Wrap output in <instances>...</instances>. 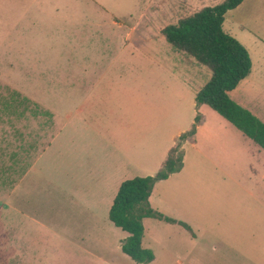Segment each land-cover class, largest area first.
<instances>
[{"label": "crops", "instance_id": "0c3cea01", "mask_svg": "<svg viewBox=\"0 0 264 264\" xmlns=\"http://www.w3.org/2000/svg\"><path fill=\"white\" fill-rule=\"evenodd\" d=\"M156 5L152 0L147 7L146 24L137 23L150 33L147 41L142 43L135 38L137 24L130 36L146 61L179 70L184 80L181 83L196 88L198 94L213 73L201 83L198 66H185L167 53V40L153 35L161 30L155 17L163 11ZM240 42L248 49L253 68L229 94L264 122V39L245 33ZM98 53L96 56H104V52ZM116 62L117 58L103 71L92 55L84 54L79 71L68 69L63 85L52 77L42 93L31 90L15 76L17 85L32 95L37 110L32 120L31 145L28 148L23 145L16 161V202L11 207L16 222L15 253L17 262L21 261L17 264H124L132 259L122 248L130 234L110 219L119 189L124 181L138 177L137 169L147 172V176H156L180 137L192 130L198 115L202 121L197 133L188 137L183 147V167L158 181L150 197L153 209L176 222L145 218V238L154 240L157 228L164 241L175 234L182 250L175 264H235L234 257L247 252L240 242H234L236 246L229 241L222 243L221 237L244 240L246 233H254L258 240L264 236V148L211 106H199L195 100L197 115L189 121L188 114L187 123L182 120V112L177 116L175 128L165 133L159 157L150 155L139 160L131 138L133 129L136 132L137 126L147 127L148 136L156 127H165L167 121L157 120L172 110L165 89L173 91L179 102L184 93L182 89L180 93L173 87L156 86L161 76L152 73L155 77L147 78V124L136 123L132 119L135 114H130V118L124 115L131 110L129 106L122 105L124 110L120 113L118 98L112 97L114 90L102 86ZM42 68L36 72H49ZM108 96H111L110 112L105 98ZM178 110L176 104L175 111ZM107 115L110 118L106 119ZM52 175L58 177L51 179ZM72 221L81 225L73 227ZM149 225L154 229L152 233ZM26 236L44 242L58 239L62 243L52 246L44 243L50 249V257L40 250L37 256L29 255L28 261V254L18 243ZM77 238L83 242L73 243ZM145 238L143 244L147 248ZM163 245L168 253V243ZM218 254L223 256L217 258Z\"/></svg>", "mask_w": 264, "mask_h": 264}, {"label": "rangeland", "instance_id": "374dc122", "mask_svg": "<svg viewBox=\"0 0 264 264\" xmlns=\"http://www.w3.org/2000/svg\"><path fill=\"white\" fill-rule=\"evenodd\" d=\"M224 1L155 0L157 8L163 11L161 15L158 14L155 17V23L161 26V30L154 31L153 35L156 39L167 40L165 50L170 56L181 60L185 66H198V78L201 83L209 80V74L213 73L212 69L199 62L192 54L170 44L166 38L165 29L179 25L182 20L194 16L207 7L220 5ZM151 2L152 0H0V264L21 262H17V253H15L16 222L14 207L11 206H14L16 202L14 194L18 177L16 161L22 154L23 145L25 148L31 145L32 120L37 113L33 106L32 95L17 85L16 75L20 78V83L22 82L33 91L42 93L45 90L43 87L48 86L52 77L58 78L63 85V77L68 69L79 71L84 54L92 55L94 61L100 65L99 69L103 71L108 69L106 65L117 58L114 68L111 67L108 70L110 72L106 74L102 86L114 90L115 94L112 97L118 98L120 113L124 110L121 106L128 105L131 110L124 112V115L130 118V114H135L133 121L145 124H147V80L155 77L152 73L160 75L161 79H158L156 86L164 89L176 88L180 93L183 91L184 98H181L179 102L173 91L167 92L165 89L166 96L169 97L168 104L171 105L172 110L165 118L157 117V120L167 121V125L158 126L149 131L148 136L147 127L138 128L137 126L136 132L133 129L131 138L139 160L150 155L159 157L165 143V133L175 128L176 118L180 117L181 112L184 114L182 120L186 123L188 114L189 121L197 115L196 106H194L198 96L196 88L193 89L186 83L184 85L181 83L184 80L180 78L182 73L179 70L168 68L162 63L154 66L148 59L146 61L142 53L138 52L137 45L130 36L132 27L137 23H147L145 13ZM143 24H137L139 29L134 33L136 39L145 43L150 33ZM224 30L239 41L243 39L245 33L258 34L264 39V0H244L239 7L229 11L225 18ZM96 41L101 43L96 45ZM150 49L156 51L152 46ZM101 51L104 52V56H96ZM41 68L49 72L45 74L36 72ZM105 98H108L110 112L112 104L109 98L111 96ZM176 104L180 108L178 111H175ZM115 106L116 101L114 108ZM108 118H110L109 115L106 116V119ZM141 143L142 147H140ZM136 175L147 177V172L137 169ZM55 176L50 177L53 179ZM71 225L78 227L81 224L72 221ZM148 227L152 233L153 227L150 225ZM163 237L159 228L155 231L154 240L146 236L145 246L157 257L154 262L148 264H175L180 256L182 250L179 249L176 235H172L171 239L166 241ZM24 239L21 238L18 243L28 254V261H30L29 255L37 256L40 250L50 257V249L44 243L51 246L54 243H62L58 239H48L45 242L41 239H30L27 236ZM77 239H73V243L83 242ZM221 239L222 243L229 241L235 246L234 242H240L247 252V254L235 256L233 263L264 264V236L263 239L257 240L254 233H246L244 240H229L224 237ZM163 243H168L170 249L168 253L165 252ZM255 243L258 244V248ZM256 251L258 254H255ZM216 256L219 258L223 255ZM128 260L124 264H137L133 259Z\"/></svg>", "mask_w": 264, "mask_h": 264}, {"label": "trees", "instance_id": "16d2710c", "mask_svg": "<svg viewBox=\"0 0 264 264\" xmlns=\"http://www.w3.org/2000/svg\"><path fill=\"white\" fill-rule=\"evenodd\" d=\"M243 1L225 0L220 5L207 7L182 20L179 25L167 27L165 35L175 47L192 54L213 71L210 81L198 93L197 104H208L264 148V122L234 101L229 94L251 74L253 68L248 49L224 30L227 13L239 7ZM201 119V115H198L192 130L180 137L164 168L156 176H138L124 181L115 198L110 219L130 234L122 248L139 264L151 263L156 257L143 244L144 219L153 217L176 222L153 209L150 197L158 181L167 179L183 167L184 144L188 137L196 135ZM182 224L190 229L188 225Z\"/></svg>", "mask_w": 264, "mask_h": 264}]
</instances>
